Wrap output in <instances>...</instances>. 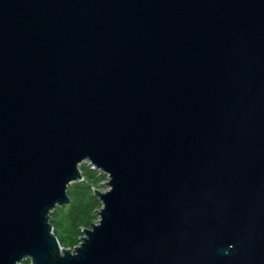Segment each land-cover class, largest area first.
I'll use <instances>...</instances> for the list:
<instances>
[{"label": "water", "instance_id": "95a60500", "mask_svg": "<svg viewBox=\"0 0 264 264\" xmlns=\"http://www.w3.org/2000/svg\"><path fill=\"white\" fill-rule=\"evenodd\" d=\"M88 163L98 219L51 213ZM264 264V0H0V264Z\"/></svg>", "mask_w": 264, "mask_h": 264}, {"label": "trees", "instance_id": "16d2710c", "mask_svg": "<svg viewBox=\"0 0 264 264\" xmlns=\"http://www.w3.org/2000/svg\"><path fill=\"white\" fill-rule=\"evenodd\" d=\"M83 181L71 184L67 189L70 202L51 213L53 233L61 246L73 248L79 242L82 229L90 228L97 218L95 213L100 208V202L94 197L91 188L98 187L103 175L81 164ZM22 264H30L28 260Z\"/></svg>", "mask_w": 264, "mask_h": 264}, {"label": "rangeland", "instance_id": "374dc122", "mask_svg": "<svg viewBox=\"0 0 264 264\" xmlns=\"http://www.w3.org/2000/svg\"><path fill=\"white\" fill-rule=\"evenodd\" d=\"M83 164H88V163H83ZM89 166H90V168L91 169H93V166H91L90 164H88ZM103 179H102V181L100 182V184H98L97 186L98 187H92L91 188V191H92V193L97 189V190H100V191H104L106 188H105V186L103 185V183L105 182V176L104 177H102ZM96 198V197H95ZM97 199V198H96ZM98 200V199H97ZM99 201V200H98ZM95 215H96V219L92 222V223H95V221L98 219V216H97V212L95 213ZM50 223H51V219H50ZM83 230V229H82ZM82 234V233H81ZM81 236V235H80ZM76 246V245H75ZM62 247H64V246H62ZM64 248H66V249H73V248H69V247H64Z\"/></svg>", "mask_w": 264, "mask_h": 264}]
</instances>
